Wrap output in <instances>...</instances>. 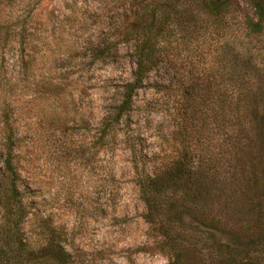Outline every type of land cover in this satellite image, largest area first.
<instances>
[{"label":"trees","instance_id":"trees-1","mask_svg":"<svg viewBox=\"0 0 264 264\" xmlns=\"http://www.w3.org/2000/svg\"><path fill=\"white\" fill-rule=\"evenodd\" d=\"M111 1L116 21L108 32L115 39L100 40L92 54L106 61L120 46H129L135 70L115 91L95 128L97 162L104 165V154L117 149L124 133L144 219L169 264H264L259 203L244 200L255 184L254 148L264 147V71L259 68L264 51H253L248 39L242 50L231 53L235 29L229 28L222 56L214 51L212 57L217 68L199 69L196 61L182 56L194 34L201 33L199 14L204 12L213 28L225 26L236 0ZM249 1L251 14H244L236 27L253 41L264 36V0ZM10 4L0 0V51L11 34L5 19ZM162 71L167 79L160 84L167 85L174 122L172 147L169 153L149 155L135 143V98L151 75ZM9 84L0 83V264H71V255L57 244L50 225H41L37 240L26 236L35 210L22 157L33 127L12 108ZM41 90L34 84L33 93ZM52 92L59 94L58 88ZM58 122L68 124L61 118ZM84 129L91 131L88 125Z\"/></svg>","mask_w":264,"mask_h":264},{"label":"rangeland","instance_id":"rangeland-1","mask_svg":"<svg viewBox=\"0 0 264 264\" xmlns=\"http://www.w3.org/2000/svg\"><path fill=\"white\" fill-rule=\"evenodd\" d=\"M114 9L111 0H11L6 8L11 34L7 45L1 42L0 83L11 82L6 86L9 102L33 127L22 157L35 210L26 236L37 240L41 225H50L57 244L71 255V264H169L144 219L125 134L120 133L116 150L104 154L103 166L93 148L106 107L135 70L129 46H120L106 61L92 54L100 40L115 39L108 32L116 21ZM229 9L227 25L215 28L204 12L199 14L201 33L194 34L189 50L182 53L199 69L217 68L212 57L215 52L222 56L229 28L235 29L231 53L249 41L253 51H264V36L252 41L236 27L244 14H251V2L236 0ZM259 68L264 71V60ZM164 79V71L151 75L135 98L132 129L144 154L171 151L174 122L167 85L160 84ZM36 83L42 89L39 95L32 92ZM254 152L255 184L244 200L259 203L264 221V147L256 146Z\"/></svg>","mask_w":264,"mask_h":264}]
</instances>
